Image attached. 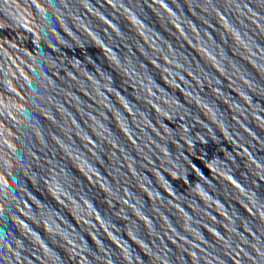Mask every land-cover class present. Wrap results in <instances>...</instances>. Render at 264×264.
Wrapping results in <instances>:
<instances>
[{
    "label": "water",
    "instance_id": "1",
    "mask_svg": "<svg viewBox=\"0 0 264 264\" xmlns=\"http://www.w3.org/2000/svg\"><path fill=\"white\" fill-rule=\"evenodd\" d=\"M0 264H264V0H0Z\"/></svg>",
    "mask_w": 264,
    "mask_h": 264
}]
</instances>
